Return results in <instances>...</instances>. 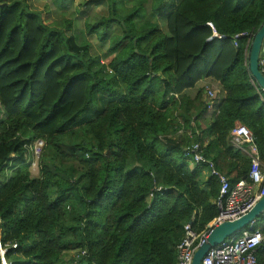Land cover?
<instances>
[{"label": "trees", "instance_id": "trees-1", "mask_svg": "<svg viewBox=\"0 0 264 264\" xmlns=\"http://www.w3.org/2000/svg\"><path fill=\"white\" fill-rule=\"evenodd\" d=\"M75 1L50 0L61 16L46 23L30 0H0V244L17 243L10 264H74L65 254L80 251V264H176L185 225L199 233L217 214L218 180L189 147L231 184L248 180L250 158L230 143L242 124L264 165V94L248 37L232 38L258 30L264 0H104L106 15L82 25L64 12ZM208 21L226 37L207 42ZM203 80L221 96L191 95ZM255 227L264 235V218Z\"/></svg>", "mask_w": 264, "mask_h": 264}, {"label": "built area", "instance_id": "built-area-1", "mask_svg": "<svg viewBox=\"0 0 264 264\" xmlns=\"http://www.w3.org/2000/svg\"><path fill=\"white\" fill-rule=\"evenodd\" d=\"M206 25L211 30V36L206 39L212 42L214 39H224L226 36L220 34L213 22L208 21ZM254 34L240 33L232 36L236 45V38L240 36L248 37V46ZM260 55L259 67L264 73V55ZM257 86V85H256ZM259 88V87H258ZM208 99L214 97V91L208 87L205 88ZM264 94V89L259 88ZM211 102L208 103L210 106ZM231 145L241 150L250 158V172L248 180H240L231 184L228 178L216 169L215 164L206 158L202 152L203 145L199 142L193 143L188 150V156L193 164L203 166L209 177H214L219 183V192L214 204L217 208L216 216L206 225L201 232L194 231L189 224L185 225V235L176 249V264H193L195 251L207 240L210 232L215 226L225 222L234 221L247 214L256 202L264 196V165L258 155L257 147L251 130L242 124H237L230 133ZM45 142L42 139H36L29 147L32 161L31 165L38 163L39 157L43 151ZM264 218V209L260 213L258 220L253 221L246 229L226 238L221 243L211 247L201 260V264H263L257 258V253L264 249V235L254 224ZM17 249V243L11 246L2 247L0 244V264H10L5 254L8 250ZM85 255V251L72 252L74 264L78 259Z\"/></svg>", "mask_w": 264, "mask_h": 264}, {"label": "water", "instance_id": "water-1", "mask_svg": "<svg viewBox=\"0 0 264 264\" xmlns=\"http://www.w3.org/2000/svg\"><path fill=\"white\" fill-rule=\"evenodd\" d=\"M264 51V21L254 33L247 52L248 70L252 81L257 87L264 89V73L260 70V55ZM264 209V196L260 198L253 208L245 215L234 221H225L215 226L207 240L195 251L193 264H201L205 253L213 246L221 243L243 229H246L253 221L258 220Z\"/></svg>", "mask_w": 264, "mask_h": 264}, {"label": "rangeland", "instance_id": "rangeland-1", "mask_svg": "<svg viewBox=\"0 0 264 264\" xmlns=\"http://www.w3.org/2000/svg\"><path fill=\"white\" fill-rule=\"evenodd\" d=\"M30 1L35 5V7H37V9L42 11V16L45 17L44 19H45L46 23H49V22L53 21L54 18L61 16L59 13H56L54 11L55 7L53 8L51 6L50 0H30ZM79 1L80 0H76L74 2V4L70 7V9H68V11H64V12H68V14L74 13L75 14V23H77V24L82 25L84 23V21L87 19H91L92 17L101 16L104 14L106 15V13H107L105 2L104 1H98L93 5L92 9H90L85 15H81L79 13L81 9H76ZM45 4H47V5H45ZM68 14L66 15L67 17L69 16ZM149 16H150V18H153L152 14H150ZM80 29L83 30V32H84L83 27L80 26ZM86 39L89 43L93 44V48L91 47L92 52H96L97 48L102 46L101 42L98 41V39L95 38V36H93V35L86 37ZM3 118H4V113H3L2 107L0 105V121ZM39 169H40V166H38V163L30 166V171H31V174L33 176H36L39 174ZM71 257H72V252L66 253L64 259H65V261H67Z\"/></svg>", "mask_w": 264, "mask_h": 264}, {"label": "crops", "instance_id": "crops-1", "mask_svg": "<svg viewBox=\"0 0 264 264\" xmlns=\"http://www.w3.org/2000/svg\"><path fill=\"white\" fill-rule=\"evenodd\" d=\"M104 1V0H103ZM105 2V1H104ZM106 3V2H105ZM202 87H204V88H206V87H209L210 89H212L213 91H214V94L216 95H218V93H219V91H218V87H217V84L216 83H214V82H210V81H208V80H203V81H199L198 82V84L196 85V87H194V89H192L191 91H190V94L191 95H193L198 89H200V88H202ZM219 97L221 96V94H219L218 95ZM216 103L214 104V103H212V104H210V106H209V108L207 109V111H206V113H205V117H206V119L208 120L210 117H212L213 115H214V113L216 112ZM206 120V121H207ZM205 121V122H206ZM205 122H201L200 123V126L202 127V128H204L205 127ZM207 140L208 139H206V138H204V140H203V142H204V144H206V142H207ZM243 153V152H242ZM202 172H203V175H204V178L205 179H208V174H207V172H206V170H204V169H202ZM205 187V186H204Z\"/></svg>", "mask_w": 264, "mask_h": 264}]
</instances>
